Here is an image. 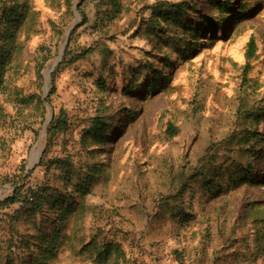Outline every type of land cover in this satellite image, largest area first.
<instances>
[{"label":"rangeland","instance_id":"1","mask_svg":"<svg viewBox=\"0 0 264 264\" xmlns=\"http://www.w3.org/2000/svg\"><path fill=\"white\" fill-rule=\"evenodd\" d=\"M64 1L18 0L36 28L0 93V201L13 185L21 194L50 187L71 210L58 221L47 206L33 217L18 204L0 208V237L19 211L28 242L19 264L48 263L43 240L53 238L51 264H98L85 250L105 243L120 246L124 264H264L253 224L264 218V0H118L108 16L96 0ZM176 6L182 29L163 18ZM250 39L257 52L247 60ZM155 74L161 81L148 92ZM30 96L42 111L17 107ZM59 110L67 130L47 139ZM94 117L104 135L85 132ZM238 165L253 179L230 186Z\"/></svg>","mask_w":264,"mask_h":264},{"label":"trees","instance_id":"2","mask_svg":"<svg viewBox=\"0 0 264 264\" xmlns=\"http://www.w3.org/2000/svg\"><path fill=\"white\" fill-rule=\"evenodd\" d=\"M98 3H101V7H106V11L104 13L105 16L112 14L113 12H120L121 5L118 0H96ZM65 4H67V8H69L70 0H65ZM84 2V0H82ZM18 0H0V24L4 26L1 38L2 40L8 45V56L5 58L3 55L0 54V93L6 88V81L8 77L15 76L20 68L22 67V52L21 48L23 43L30 37L32 33L35 31V17L33 12L29 9V6L23 5L21 9H18ZM228 6L226 4L221 5L220 9L226 10ZM20 10V12H19ZM182 10L180 7L176 6L174 10L168 12L163 18L167 21V23H171L175 27L180 29L183 28L182 24L179 23V18L181 16ZM229 14L231 12H228ZM225 18H222L221 21H224ZM15 29V31H14ZM184 29L192 31L191 38H196L200 30L197 31L196 27L193 26H186ZM14 31V32H13ZM22 34V38H20ZM167 37L161 41L162 43L167 42ZM257 49L254 46L253 40L250 39L247 43V49L245 52V59H250L252 56H256ZM178 55H183L182 53H178ZM166 67L167 64H164ZM37 79L40 80L39 74H37ZM161 81V76L159 74H155L151 76L150 79L147 80V88L146 91L152 92V89L155 84ZM136 88L137 86H132ZM33 96V95H32ZM32 96L30 97H19L15 102L18 104L17 107L21 109H25L28 106H32L34 108H40L38 111H42L44 107L40 102L39 98H35V103H33L34 99ZM67 130L66 125V117L65 113L62 110H59L56 114L51 116L49 123L45 128V136L47 139H51L58 133H63ZM168 130H172V128L168 127ZM87 134L95 133V134H102L106 132V126L99 117H94L91 120L90 126L85 131ZM172 133H175L173 130ZM251 150H247L246 153H250ZM65 161H55L53 164L56 167L63 169V175L65 179H69L72 176V173L69 172L70 168H68ZM239 168L236 167L235 171L231 173L230 178L228 179V184L230 186H236L238 184L243 183H250L252 181V174L251 172L247 171V166L238 165ZM247 172L249 174H247ZM212 178L208 177L207 181H211ZM85 179L82 180V184H78L80 190H82L81 194L88 193L89 184L84 183ZM211 184V185H210ZM212 190L213 185L209 183L207 185ZM215 190V189H214ZM213 190V191H214ZM21 195V196H20ZM71 199V198H68ZM69 200H65L60 193H57L55 190H50V187H41L36 190L28 189L24 191V194H21L18 186L13 185V193L12 195L4 198L0 201V208L10 207L14 204L19 205V210H24L31 215L32 217L42 213L45 206L48 209L57 210L59 213V220H64L67 215L71 212L68 208ZM18 212L16 211L14 215L10 216L7 220V228L8 234L6 236L2 235L0 237V258H5V264H19L18 255H20V251L23 247L26 246L28 243L24 240V236L18 233L16 221L18 218ZM255 227H261L262 232L258 235L264 236V218L260 216H256L253 219ZM61 227L56 226L53 228V235L59 237V231ZM38 241L41 242L43 236H38L36 238ZM33 240V241H37ZM47 241L45 245V252L49 254V261L44 262L37 260L36 258L34 264H51L55 258V246L57 244V239L51 240H43ZM260 244H256L258 248ZM44 249V248H43ZM43 249L40 248V257L43 258ZM89 254H93L94 261L98 264H124V253L122 249L117 244L105 243L101 246H94V247H87L85 250ZM22 264V262H20Z\"/></svg>","mask_w":264,"mask_h":264},{"label":"water","instance_id":"3","mask_svg":"<svg viewBox=\"0 0 264 264\" xmlns=\"http://www.w3.org/2000/svg\"><path fill=\"white\" fill-rule=\"evenodd\" d=\"M49 119H47V121H48Z\"/></svg>","mask_w":264,"mask_h":264}]
</instances>
